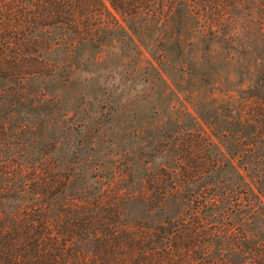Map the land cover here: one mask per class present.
<instances>
[{
    "label": "trees",
    "instance_id": "obj_1",
    "mask_svg": "<svg viewBox=\"0 0 264 264\" xmlns=\"http://www.w3.org/2000/svg\"><path fill=\"white\" fill-rule=\"evenodd\" d=\"M222 68L245 75L227 120L158 105L109 163L99 117L64 108L75 75L148 98ZM0 264H264V0H0Z\"/></svg>",
    "mask_w": 264,
    "mask_h": 264
},
{
    "label": "rangeland",
    "instance_id": "obj_2",
    "mask_svg": "<svg viewBox=\"0 0 264 264\" xmlns=\"http://www.w3.org/2000/svg\"><path fill=\"white\" fill-rule=\"evenodd\" d=\"M204 67V63L200 64L198 67L199 72ZM141 76L116 75L112 72H104V74L100 73L99 75H75L76 88L64 100L65 111L73 109L77 113L76 115L80 117L81 114L76 109L81 107L83 114L99 117L98 126H100V133L97 135L98 141L97 147H95V154L86 152L88 155H95L106 163L119 159L130 146L132 148L134 146L140 147V145L136 144L139 142L137 140L138 137H132L130 132L147 122V118L151 112H156L155 109L158 105H161L164 110L166 108L168 110L174 105L180 111L186 110L189 112L191 117L199 115L200 118H197L198 123L201 125L202 130L209 134L207 123L215 122V124H219L220 121L227 120L226 117L229 114L227 108L230 107V103L228 104L227 102L230 98V89L233 88L230 85V81L235 76L245 77V75H230V69L223 68L213 75H166L169 79V86H171V83L179 85L177 88L178 95L156 96V94L151 93V97L145 98L144 94L142 95L141 93L144 86L141 85V82H138ZM103 82L104 86L102 85ZM194 82L195 85L192 86ZM93 85H99L100 89H95ZM88 86H91L92 90H89ZM101 89H105L102 91L104 94L106 90H110L105 94V99L111 98L116 102L118 101V106L124 107L115 108L114 113L100 108L99 101L102 99V93L99 92H101ZM87 91H90V93L85 96ZM81 96H83L82 101H79ZM145 101H149L148 108L152 106L153 110L145 108ZM83 102L87 104L81 105ZM165 116L166 112L164 114L159 112L158 116L152 120V123L157 124V119L160 122L162 117ZM186 119L184 121H187ZM200 119H203V122ZM92 130H94V125L91 123L87 124V127H85V132H87L86 143L93 139ZM64 137L65 135H63ZM70 138L76 145L75 142L79 141L81 137L71 133ZM59 140L58 142L62 143L63 139ZM64 150L62 155H64ZM71 151L74 152V149H71ZM74 154L77 155L76 152ZM162 160L161 157H157L154 160V164H160ZM85 168L83 167L80 173H83Z\"/></svg>",
    "mask_w": 264,
    "mask_h": 264
}]
</instances>
